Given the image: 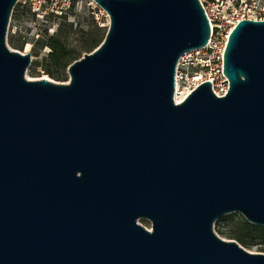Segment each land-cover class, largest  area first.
I'll use <instances>...</instances> for the list:
<instances>
[{"label": "water", "instance_id": "obj_1", "mask_svg": "<svg viewBox=\"0 0 264 264\" xmlns=\"http://www.w3.org/2000/svg\"><path fill=\"white\" fill-rule=\"evenodd\" d=\"M18 2L0 0V264H264L214 230L264 227V20L231 33L226 96L176 105L179 58L211 34L199 0H94L108 31L69 83L26 78Z\"/></svg>", "mask_w": 264, "mask_h": 264}, {"label": "built area", "instance_id": "obj_2", "mask_svg": "<svg viewBox=\"0 0 264 264\" xmlns=\"http://www.w3.org/2000/svg\"><path fill=\"white\" fill-rule=\"evenodd\" d=\"M31 11L38 17L68 14L73 0H27ZM210 24L211 34L205 47L185 52L176 66L175 104H181L194 90L210 82L217 97H224L230 82L224 73V55L231 33L243 20H264V6H253L249 0H199ZM94 2V0H93ZM92 15L100 26L108 14L95 2Z\"/></svg>", "mask_w": 264, "mask_h": 264}, {"label": "rangeland", "instance_id": "obj_3", "mask_svg": "<svg viewBox=\"0 0 264 264\" xmlns=\"http://www.w3.org/2000/svg\"><path fill=\"white\" fill-rule=\"evenodd\" d=\"M75 7L67 15L64 20L62 17L50 15L49 17H38L31 9L27 0H19L15 6L11 18L9 20L7 44L14 50L23 54L29 53L32 56V64L26 72L27 79H43L49 78L58 83H69L67 81L52 79L43 69V60L51 51L45 47L44 43L51 36L56 35L60 30L63 36L67 38L70 50L79 52L87 40L86 33L94 27L92 19V3L93 0H74ZM253 6H264V0H249ZM102 26H108L106 19H102ZM100 26V25H99ZM13 39L15 46L9 43ZM82 57L85 52H82ZM38 64V65H36ZM33 68L36 73L33 75ZM248 222L240 213H233L220 217L214 226V230L221 238L230 239L228 234L237 233L248 244L244 247L251 253H264V232L258 233L251 230L244 224ZM139 223L151 231V222L148 220H140ZM219 232L224 233L223 235Z\"/></svg>", "mask_w": 264, "mask_h": 264}, {"label": "trees", "instance_id": "obj_4", "mask_svg": "<svg viewBox=\"0 0 264 264\" xmlns=\"http://www.w3.org/2000/svg\"><path fill=\"white\" fill-rule=\"evenodd\" d=\"M74 7L75 1L73 0L71 10L68 12V14L72 11V9H74ZM68 14L64 15L62 18L65 20L68 17ZM91 17L93 19L92 21L94 23V27L86 33L87 40L79 52L70 50L68 47L67 38L63 36L62 30H60L56 35L51 36L44 43L45 47L49 48L51 51L43 60V69L45 73L48 74L52 79L58 81H67L68 76L66 75V71L71 64L82 58L81 53L85 52L86 54L93 52L104 41L107 34V28L99 26L94 16L92 15ZM9 43L12 46H15L13 39H10ZM32 73L33 75L36 73L34 68ZM244 224L255 232H264V227L255 226L249 222H244ZM219 234L223 235L224 233L219 232ZM228 235L230 239L236 240L242 246L247 247L248 244L246 241L237 233H231Z\"/></svg>", "mask_w": 264, "mask_h": 264}]
</instances>
